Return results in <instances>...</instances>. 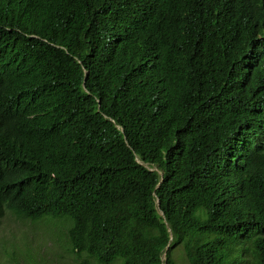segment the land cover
I'll use <instances>...</instances> for the list:
<instances>
[{
  "label": "trees",
  "instance_id": "obj_1",
  "mask_svg": "<svg viewBox=\"0 0 264 264\" xmlns=\"http://www.w3.org/2000/svg\"><path fill=\"white\" fill-rule=\"evenodd\" d=\"M76 264H264V0H0V219Z\"/></svg>",
  "mask_w": 264,
  "mask_h": 264
},
{
  "label": "rangeland",
  "instance_id": "obj_2",
  "mask_svg": "<svg viewBox=\"0 0 264 264\" xmlns=\"http://www.w3.org/2000/svg\"><path fill=\"white\" fill-rule=\"evenodd\" d=\"M66 241L65 223H31L6 211L0 219V264H76Z\"/></svg>",
  "mask_w": 264,
  "mask_h": 264
}]
</instances>
